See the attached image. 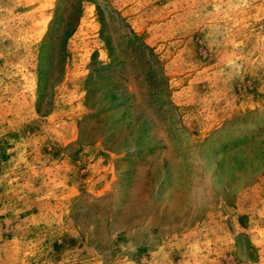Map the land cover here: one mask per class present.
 I'll return each instance as SVG.
<instances>
[{
    "label": "rangeland",
    "instance_id": "374dc122",
    "mask_svg": "<svg viewBox=\"0 0 264 264\" xmlns=\"http://www.w3.org/2000/svg\"><path fill=\"white\" fill-rule=\"evenodd\" d=\"M0 264H264V0H0Z\"/></svg>",
    "mask_w": 264,
    "mask_h": 264
}]
</instances>
